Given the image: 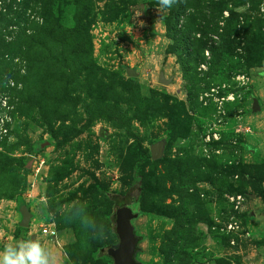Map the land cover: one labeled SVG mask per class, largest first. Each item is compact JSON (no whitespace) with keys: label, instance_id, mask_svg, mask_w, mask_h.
<instances>
[{"label":"rangeland","instance_id":"obj_1","mask_svg":"<svg viewBox=\"0 0 264 264\" xmlns=\"http://www.w3.org/2000/svg\"><path fill=\"white\" fill-rule=\"evenodd\" d=\"M186 4L174 5L161 15L157 0H0V153L9 157L0 156V248L11 237L38 233L56 239L71 264H114L108 248L99 247L105 234L94 239L79 225L65 222L62 215L73 201H86L103 227L101 213L104 219L114 216L124 203L107 205L94 186L100 183L116 192L115 199L122 198L138 212L133 224L139 237L136 259L141 264H264V196L252 187L256 182L252 177L259 173L254 167L264 162V0H187ZM213 5L227 8L215 12ZM180 8L178 34L173 37L171 22ZM190 17L197 24L190 34L194 47L185 38ZM48 27L64 40L63 47L57 42L55 52L45 58L44 69L34 71L36 75L29 80L33 71L20 45L29 36L48 32ZM223 45L227 52L220 62L215 61L212 49ZM179 46L181 58L174 51ZM86 50L90 57L75 56L69 70L81 68L85 75L98 68L96 80L103 82L101 87L108 86L118 100L121 93L127 95L122 82L133 77L127 69L135 70L146 104L156 105L166 93L170 104L180 109V118L192 119L170 146L166 142L163 156L181 160V172H188L187 159L198 161L203 172H210L209 166L214 170L223 167L224 179L190 178L182 183L173 177L172 181L165 163L151 164L146 170L154 172L153 187L146 202L148 211H143L137 199L141 188L134 184L127 189L133 171L125 158L134 139L124 127L98 117L74 135L71 120H57L54 127L62 140L58 142L38 112L23 113L30 105V91L37 89V95L45 90L47 75L51 87L62 84L58 74L48 73L52 63L61 59L53 55ZM190 54L197 61H191ZM216 63L218 67L209 75ZM185 69H189L188 76L201 80L194 89L195 103ZM161 72L173 79L170 84L159 82ZM80 93L77 87L74 94ZM255 98L261 109L254 112ZM74 105L77 115L71 116L81 127L86 114L81 103ZM74 105L69 103L66 108L71 111ZM144 119L145 124L133 118L131 126L143 135L142 144L150 150L156 142L167 140L168 118L156 114ZM5 142L16 149L7 152ZM37 142L42 143L38 151L33 145ZM175 183L199 195L198 213L184 192H176ZM234 195L244 198L236 215L250 232L238 246L232 244L235 234L224 229L228 217L236 213L231 201ZM22 204L33 213L28 228L20 225ZM44 227L56 228L57 235L43 233Z\"/></svg>","mask_w":264,"mask_h":264},{"label":"trees","instance_id":"obj_2","mask_svg":"<svg viewBox=\"0 0 264 264\" xmlns=\"http://www.w3.org/2000/svg\"><path fill=\"white\" fill-rule=\"evenodd\" d=\"M187 0H184V3H182L184 6H187L186 4ZM195 7V4H194ZM213 11H219L221 12L223 9L227 8L226 6H212ZM200 9V6L195 8V12H198ZM183 12V9L180 8V12L175 13V18L173 20L171 29H173V37H176L177 32V25L178 21L180 20L179 17L181 13ZM234 14V13H233ZM236 15V14H235ZM196 17V16H195ZM195 17H190L191 19L187 21L185 24V29H187V32L185 31V38L188 41L189 46L194 47V42L191 39V32L193 30H197L195 25H197L194 21ZM16 19V18H15ZM8 20L12 21L13 17L8 18ZM234 20V19H233ZM232 20V21H233ZM48 26V24H47ZM198 27V26H197ZM51 28L48 27V32H43L41 35H32L27 37V39L20 45L24 46L27 54H28V62H29V70L33 71L32 74L28 75L27 79H31L34 74V71H37L39 73V70L41 68L44 69V61L47 57L48 53H54L57 48H54L56 43L58 42L60 46L63 47L64 40L59 39L55 32L50 30ZM196 32V31H195ZM188 33V34H187ZM27 36V35H26ZM47 40H51V42H48ZM249 47H251V39L248 36L247 40ZM205 43L203 44V46ZM227 45H230L229 43ZM227 45H223L222 48L216 49L213 48V56L215 58V61L217 59H222L225 52L224 47ZM19 49V48H16ZM55 49V50H54ZM64 49V48H63ZM181 47H176L174 51L179 54L181 58ZM199 54L202 52V50L198 49ZM37 52L38 54L34 53ZM88 56L90 57V53L87 52V50L84 53H76L75 55H72L71 52H65L60 51L56 54H54V58H59L56 63H52V66L49 68L48 73H56L58 74L59 79H62V84H58L55 87H51L49 85V76L47 75V78L44 80L46 82V87L44 91H41L40 93H37V89H32L30 91V105L29 108L25 109L23 113L28 114L29 116L32 115L33 111L38 112L41 115V121L45 122L48 127L49 131L51 133V136L53 139H56L58 142H62L59 138L58 129L56 130L54 125L56 124L57 120H60L61 122L65 123L66 120H71L73 124V128L75 129V133L79 134L85 129H87L93 121L98 117H103L107 119L108 121L112 122L113 125L117 127H124L126 129V135L131 136L134 141L128 145L127 148V155L125 158V161L127 163H130L129 167L130 170L132 169L133 172L130 173V179L127 184V189L134 185L138 184V187L141 188V190L137 192V199L142 204L143 211L147 210L146 202L150 199V191L153 187V174L154 172H151L150 170L147 171V167L151 164L158 165L159 163H165V166L169 168V178L174 181L175 177H179L183 182L185 180H191L199 179V178H206L208 180L214 181V182H221V179H224V173L226 170L223 167H219L218 169H213L211 166H209L210 172H203L202 166L199 165L198 161H193L191 159V162L187 159L186 164H190L188 166L187 171L188 172H181L182 171V161L181 160H173L172 158H169L167 156H163L162 158L158 160H153L151 156V151L148 148H145L142 144L143 141V135H141L138 131H135L131 126V120L133 118L138 119L143 124H145V116L147 119L154 118L156 114L164 115L168 118V127H167V133H166V142L168 141V145L170 146L172 142L176 139V135L180 131H182L186 123L188 124V121L192 120L190 117L187 118V120H183L180 118V109L177 105L170 104V96L166 93L163 94L164 100L155 104H146L143 97L141 96L139 92V84L135 77H129L127 81L122 82L121 86L123 87L124 91H126L127 95L123 97L122 93L119 95L121 100L116 99V97H113L112 92L108 90L107 87H101L103 82L101 80H96V74L99 72V69L96 67L91 68L88 70V72L84 75V71L80 68L76 70H69L70 64L72 63L75 56ZM190 60L197 61V58H193V54H190ZM200 56V55H199ZM181 60V59H180ZM181 65L183 67H186V63L181 60ZM219 63H216L212 68L211 72H208L209 75H212V70H215L216 67H218ZM78 71V72H76ZM186 78L190 81V90L189 95L190 98L194 102V89H196L199 86V83L201 80H199L196 76L187 75L189 73V69H185ZM65 77H68L67 80ZM95 77V78H94ZM198 85V86H197ZM29 87H31V82ZM58 87V88H57ZM79 87L81 89V93L76 95L74 94V91L76 88ZM199 90V88H198ZM40 95V96H39ZM70 101V102H68ZM126 102V106L122 103ZM72 103L73 105L76 103H81L82 108L84 109V112L86 114V120L85 123L81 127H77V125L80 123L79 121H76L73 119L71 114L77 115V112L75 111V105L71 111H69L66 108V105ZM195 103V102H194ZM193 104V103H192ZM23 103L20 105V107L24 106ZM19 107V108H20ZM113 110V112L111 111ZM184 122V123H183ZM191 122V121H190ZM42 143H36L35 145L36 150H40V145ZM4 147L7 152L14 151L16 149L15 145H9L7 142H5ZM39 147V148H37ZM3 155V157H8V155L3 153H0ZM9 158V157H8ZM255 172H259L256 176H253L252 179H256V182H253L254 187V193L256 194H262L264 196V189H263V183H264V162L258 164L254 167ZM207 169V168H206ZM213 169V170H212ZM185 171V168H184ZM199 173V175H197ZM171 174V175H170ZM22 177V176H21ZM174 177V178H173ZM165 180L162 181V185L164 186ZM95 188L98 190L97 192L100 193L101 199L107 202V205H109L111 208L114 206H119L121 203L128 204L127 201L123 200L122 198H114L116 192L108 190L107 186L101 185L100 183H96ZM181 186V187H180ZM174 187L178 189V193L182 194L184 192L186 198H189L190 202L193 203L195 206V209L201 208L202 202L199 200V195L195 193H189V187H183V184H174ZM240 189H236L233 191H237ZM231 191V190H230ZM243 191V190H242ZM84 194H87V191L84 190ZM160 205L158 204V207ZM148 211V210H147ZM103 215V220L105 224H103V227H106L105 231V239L101 242L99 241V247H115L118 242L119 238L116 233L115 224L113 221V216H106V219H104V212L101 213ZM196 217V216H195ZM114 224V225H113ZM138 251V247H137ZM136 251V253H137ZM136 256V255H135ZM108 258H111L108 256ZM113 261V259L111 258Z\"/></svg>","mask_w":264,"mask_h":264},{"label":"clouds","instance_id":"obj_3","mask_svg":"<svg viewBox=\"0 0 264 264\" xmlns=\"http://www.w3.org/2000/svg\"><path fill=\"white\" fill-rule=\"evenodd\" d=\"M181 3L184 0H157V11L163 15ZM62 215L65 222L79 225L92 238H103L106 227H101L102 223L91 214L86 201H73ZM0 264H71V261L66 249L61 248L56 239L37 233L29 234L27 238L11 237V242L0 248Z\"/></svg>","mask_w":264,"mask_h":264},{"label":"water","instance_id":"obj_4","mask_svg":"<svg viewBox=\"0 0 264 264\" xmlns=\"http://www.w3.org/2000/svg\"><path fill=\"white\" fill-rule=\"evenodd\" d=\"M127 73L129 76H137V72L129 68L127 69ZM172 80V78L167 79L165 74L161 72L159 76L160 83L170 84ZM252 109L254 112L261 109L258 98L254 99ZM165 145L166 141L160 140L151 146L150 151L153 160H157L163 156ZM28 167L30 168L31 164H29ZM19 212L22 216L20 225L25 228L30 227L33 213L30 211L29 207L26 204H22L19 208ZM138 215V212H135L128 204H124L116 209L112 219L115 222V229L119 242L117 246L110 247L107 250L114 264H141L135 256L139 237L135 232V226L133 224V221L138 218Z\"/></svg>","mask_w":264,"mask_h":264},{"label":"built area","instance_id":"obj_5","mask_svg":"<svg viewBox=\"0 0 264 264\" xmlns=\"http://www.w3.org/2000/svg\"><path fill=\"white\" fill-rule=\"evenodd\" d=\"M249 131V129H247ZM244 198L242 195H234L231 198L232 204L234 205V209L236 213H233L231 216L228 217L227 222H225V228L228 233H232L235 235L232 239V244L235 246H238L240 244V240H243V238L248 237L250 235V232L245 230V226L243 225L242 220L239 216L236 214L239 213V210L241 209V204L243 202ZM43 233H50L51 235H57L56 228L50 229L48 227L42 228Z\"/></svg>","mask_w":264,"mask_h":264}]
</instances>
